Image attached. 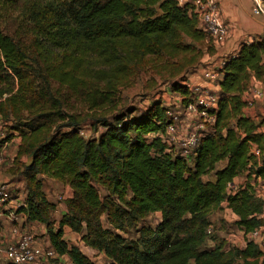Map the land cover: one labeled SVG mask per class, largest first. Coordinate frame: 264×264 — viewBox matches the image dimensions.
I'll list each match as a JSON object with an SVG mask.
<instances>
[{
    "label": "trees",
    "instance_id": "1",
    "mask_svg": "<svg viewBox=\"0 0 264 264\" xmlns=\"http://www.w3.org/2000/svg\"><path fill=\"white\" fill-rule=\"evenodd\" d=\"M19 6L26 8L22 32L0 29V114L21 136L11 169L25 182V205L18 212L25 223L45 226L58 258L96 264L64 239L68 227L106 264H264V249L248 238L245 247H226L214 238L206 248L214 237L211 216L223 205L245 234L262 224L264 202L250 182L264 175L263 122L244 115L243 95L253 80L264 81V36L242 42L224 58L215 127L188 160L166 150L160 134L171 119L160 101L137 113L120 106L114 93L148 57L193 53L178 72L193 74L201 52L213 55L216 45L196 15L177 0H0L4 14L23 10ZM205 41L210 48L203 52L197 44ZM83 68L90 83L80 75ZM185 81L181 76L171 89L186 102L191 93ZM53 83L68 86L76 98L86 96L88 109L106 112L67 111ZM88 119L96 133L90 138L81 134ZM252 145L259 157L251 154ZM238 177L245 182L235 188ZM44 178L73 191L59 221ZM152 214H160L154 228L143 224ZM134 229L139 237L130 239Z\"/></svg>",
    "mask_w": 264,
    "mask_h": 264
},
{
    "label": "rangeland",
    "instance_id": "2",
    "mask_svg": "<svg viewBox=\"0 0 264 264\" xmlns=\"http://www.w3.org/2000/svg\"><path fill=\"white\" fill-rule=\"evenodd\" d=\"M27 5V2H26ZM19 8H23L22 6H19ZM26 8H23V10L18 9L15 10L14 15H9L4 14V10H0V29H4L7 33L14 34V32H17L18 30V35L22 32L21 26L26 20V18L22 17V13L25 11ZM18 17V22L16 21L15 18ZM187 42V41H186ZM197 46L202 48L203 52L204 50H207V48H210V43L204 42L201 44H197ZM207 52V51H205ZM209 53V52H208ZM203 54L201 58V66L195 71L197 72L199 69L206 67V54L207 53H202ZM200 54V56H201ZM193 55V53H186L183 55H178L172 58H168L165 56H162V58H154V57H148L144 63H142L139 67H136V71L133 73V75L128 79L127 86L123 85L118 87L117 92L114 93L116 95V98L118 101V104L120 106L126 105L129 108L137 109V113H140L144 111L153 101H160L163 106L170 111H175L179 110V96H181L179 93H176L175 91H172L171 89V83L178 81L181 76H187V82L190 84L193 82V74H179L178 72L182 69L181 62L182 60H187ZM208 55V54H207ZM212 56V55H209ZM90 58L88 57L85 60L81 61L82 65L86 67L88 64L86 63L87 60L90 62ZM98 64V63H97ZM91 65V64H89ZM216 70H218L217 67H213ZM82 73L80 75H83V79L85 81V78L88 79V83L91 82L90 77L86 76ZM85 77V78H84ZM184 84V83H183ZM53 88H60L61 91V97L62 101L64 102L65 109L70 112H75L77 114L85 115V114H93L95 116H100L103 115L104 112L101 109H88V106L86 104V96H79L78 98L75 97L73 94L74 91H72L68 86L66 85H61L59 83H53L52 84ZM108 110H107V115H108ZM262 120V119H261ZM259 122V120H258ZM261 122V121H260ZM92 124L93 121L91 119H88L81 125V131L82 135L85 136L86 138L94 137L96 136V133L93 132L92 130ZM13 123L12 121H7L5 120L2 115L0 114V144L5 143V141L9 138L12 139H19L20 138V143H21V136L18 131L13 129ZM103 131L102 129H100ZM155 136L154 134H150L148 137H153ZM20 145V144H19ZM18 143L17 141L10 142V144L6 147L7 152L6 154L2 157H0V168L1 170H5L4 174L7 175V178H9L8 183L12 187V194L15 196L16 193H18L19 186L18 185V177L17 174H14L15 178L10 175L14 172L11 171V169H15L13 166L14 160L12 159V155L18 150ZM13 160V161H12ZM11 171V172H10ZM13 175V174H12ZM12 179V180H11ZM48 179L50 178H44L43 183H44V192H46V196L51 202H54L56 205V210L54 212L53 218L56 220L58 218L57 216H60L58 213L57 208H59V204L64 202L66 196L68 193L66 192L65 188L57 185L56 183L58 181H49ZM56 181V182H55ZM245 178L244 177H239L234 183H235V188L237 186H240L244 184ZM55 184L57 187H55ZM100 195L104 196L105 191L103 189H99ZM18 196L20 193H18ZM25 199H21V203H24ZM19 203V202H18ZM15 204V203H14ZM15 207V205H14ZM20 208V207H19ZM18 208V209H19ZM17 209V211H18ZM57 211V212H56ZM57 214V215H56ZM231 213L224 212V210H221L217 213H215L213 216H211V221H212V233L214 237H212L210 240L206 243V248H212L214 246V238L215 239H220L223 240L226 244V247L233 246L235 245H241L242 242L245 241V238L242 234H240V231L235 227L234 221L230 219ZM6 217V216H5ZM7 218V217H6ZM229 219V220H228ZM8 220V219H7ZM227 220V221H226ZM232 220V221H230ZM10 221V220H8ZM160 221V214H152L150 215L147 220L143 223L145 226H150L154 228L158 222ZM11 222V221H10ZM20 220H17L13 223L11 222L12 226V233L17 234L15 232L17 231V226L20 224ZM2 224L0 223V228H2ZM35 231L32 229H29L26 234L30 236L32 240V246L35 249H38L39 247L40 250L37 254L39 257V263L38 264H58L60 262L58 258H50L46 256V252L48 251V246L46 242H39V245H36L35 240H37L39 235H35ZM25 232L23 231L22 234L17 235L18 238L21 236H24ZM36 236V237H35ZM139 235L137 233V229L132 230L130 233V239H136L138 238ZM2 240L0 236V241ZM7 240V239H5ZM4 242L6 244L9 243ZM70 242V241H69ZM74 242V240H73ZM78 242V241H77ZM223 242V243H224ZM82 246V245H81ZM45 253V254H44ZM86 256L96 264H101L105 263V257H103V254L99 253H87ZM0 264H6V261L4 259V256L2 252L0 251ZM62 264H68L67 261H63Z\"/></svg>",
    "mask_w": 264,
    "mask_h": 264
},
{
    "label": "built area",
    "instance_id": "3",
    "mask_svg": "<svg viewBox=\"0 0 264 264\" xmlns=\"http://www.w3.org/2000/svg\"><path fill=\"white\" fill-rule=\"evenodd\" d=\"M177 1L180 6L188 8L189 14L197 16L200 26L216 46H221L226 42L229 37L230 28L224 23L222 18V3L224 0ZM252 2V13L255 16L264 17V0H252ZM222 63L219 65L220 67ZM202 76L215 85H219L220 72L215 68H203ZM184 85L191 93V100L189 99V101L185 102L184 98L179 96V110H167V115L171 121L167 125L164 134H160V137L167 145V152L192 160L196 155L201 138L205 134L212 132L215 127L220 91L209 87V85H201L194 82L190 84L185 81ZM263 96L264 92L261 87L251 84L250 89L243 95L246 103L245 108L247 110L251 109ZM258 132L264 134V122L258 129ZM250 151L255 157L261 155V151L256 145H252ZM250 183L255 197L264 202V175L253 176ZM233 189L234 186L230 185V192ZM24 205L25 203H18V198L13 196L12 187L8 183L0 182V215L6 216L8 220L14 223L19 214L17 209ZM258 218L261 219L262 224L253 232L245 234L239 230L245 238L241 247H245L246 238L253 240L260 248L264 247V205ZM1 244L5 245L2 240L0 241V251L11 264L39 263L37 254L40 248L37 247L38 249H35L32 246L30 236L24 235L19 238L17 236L9 241L6 246H2ZM233 246L240 247V245L235 244ZM48 247V251L44 254L50 258H58L54 249L50 245ZM101 264H106V262Z\"/></svg>",
    "mask_w": 264,
    "mask_h": 264
},
{
    "label": "crops",
    "instance_id": "4",
    "mask_svg": "<svg viewBox=\"0 0 264 264\" xmlns=\"http://www.w3.org/2000/svg\"><path fill=\"white\" fill-rule=\"evenodd\" d=\"M252 7H253L252 0H224L223 1V3H222V18H223L224 23H226L228 25V27L230 28L229 37L223 45L215 46V48H214L215 52L212 56L206 55L205 61L207 63H206V67H203V68H213V67H217V66L219 68L220 67L219 65L221 64V62H223L224 58L229 54L237 52V50L239 49V46L242 42L249 41L253 37H256V36H264V17L263 16H255L252 13ZM203 68L199 69L196 73L193 74V82L197 83V84H201V85H209V87H213L214 89L216 88V90H220L219 85H215L214 83L210 82L209 80H206L202 76ZM221 78H222V74L220 73L219 81L221 80ZM251 84L252 85L256 84V85L260 86L264 92V81L253 80ZM243 112H244V115L249 116L250 118H252L256 122H258V120H259V122L260 121L264 122V96L262 99L258 100L255 103L254 107H252L251 109H248V110L246 108H244ZM13 141H15V142L17 141L18 146H19L20 138L19 139H11L10 141H7L3 144H0V157H2V155L4 156L6 154V152L8 151L6 147L10 144V142H13ZM16 155H17V151L12 155V157H13L12 159L14 161H15ZM22 160L24 162H28V159L26 157H24ZM5 170L2 171L0 168V182H9V178H7V175L4 174ZM10 175L13 177V179L16 177V176L14 177V175H12V174H10ZM48 180L54 181L51 179H48ZM56 184L65 188L66 192L68 193V195L64 199L65 201L72 197L73 191H72L70 186L65 185L63 183H60V182H57ZM56 184H55V187H57ZM18 185H20L18 193H20V195H22V196L19 197L18 193H16L14 197H17L18 202L21 203V199L23 200L26 197L25 182L22 180H18ZM45 194H46V192H45ZM48 199H51V198H49V196H48ZM65 201L62 202L61 204H59V208H57L60 216H57L58 218H56V221H59L61 219V217L63 216V214H65L67 212V208L65 206ZM223 208H224L223 210H224V212H226V214L231 213V215L229 214L230 219H232L233 221H235L237 219L236 215L233 212H231L228 208H226L225 205H223ZM19 220L21 222L17 226L18 232H16L17 234H14V233H12V226H11L12 223L10 221H8L5 216L0 215V223L3 226L2 228H0V236H1L3 242H8V240L11 241L14 237H17V235L22 234L23 231L25 232L24 235H27L26 232L29 229H32L35 231L34 233L36 236L37 235L40 236L37 238V240H35L36 245H39L40 241L46 242L47 246L50 245L49 239L46 235V229H45V226L43 224H40L37 222L25 223V215L23 213L18 214V221ZM232 220H230V221H232ZM5 239H7V240H5ZM64 239L66 241H68V243L70 245H75V246L79 247L80 250L85 255L88 252L93 253V254L99 253L96 250L85 247L84 244L82 243V241L80 240V236L78 234L72 232L68 227L64 228ZM73 240H74V242H73ZM243 243L244 242L241 243L240 247L243 246ZM261 249H264V247H261ZM4 259L6 261V264H8L9 262L7 261V259L5 257H4ZM58 259H59L58 262H60L58 264H62L63 261H67L68 264H71V261H70L68 256H61Z\"/></svg>",
    "mask_w": 264,
    "mask_h": 264
}]
</instances>
